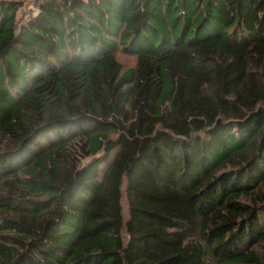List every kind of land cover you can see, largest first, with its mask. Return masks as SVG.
I'll use <instances>...</instances> for the list:
<instances>
[{
	"label": "trees",
	"instance_id": "trees-1",
	"mask_svg": "<svg viewBox=\"0 0 264 264\" xmlns=\"http://www.w3.org/2000/svg\"><path fill=\"white\" fill-rule=\"evenodd\" d=\"M32 1L0 0V264H264V0Z\"/></svg>",
	"mask_w": 264,
	"mask_h": 264
},
{
	"label": "rangeland",
	"instance_id": "rangeland-1",
	"mask_svg": "<svg viewBox=\"0 0 264 264\" xmlns=\"http://www.w3.org/2000/svg\"><path fill=\"white\" fill-rule=\"evenodd\" d=\"M35 11V5L34 1L32 0H23V7L19 13L20 19L24 20V18H27L31 12ZM120 60L125 62V68H129L134 66L136 60L133 57H126L124 55H121Z\"/></svg>",
	"mask_w": 264,
	"mask_h": 264
}]
</instances>
